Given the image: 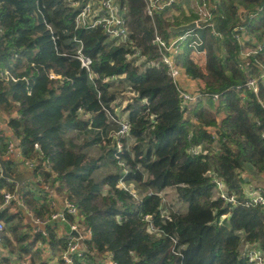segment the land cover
I'll use <instances>...</instances> for the list:
<instances>
[{"label":"trees","instance_id":"obj_1","mask_svg":"<svg viewBox=\"0 0 264 264\" xmlns=\"http://www.w3.org/2000/svg\"><path fill=\"white\" fill-rule=\"evenodd\" d=\"M122 2L128 6L131 38L146 58L138 66L126 59L124 47L113 46L100 30L74 31L72 14L58 0H40L41 10L37 0H0V66L16 79L0 80V114L24 158L34 160L31 179L36 180L20 187L26 215L14 204L0 208L4 224L0 263L10 264L11 256L18 260L30 256L31 264H47L41 261L43 253L53 262L60 258L65 238L57 233L56 222L42 227L44 235L33 223L50 218L54 195L76 207L79 223L91 233L86 244L92 263L111 255L116 264H245L243 244L258 245L264 252V207L243 206L247 167L264 176V109L254 95L247 93L241 101L233 90L259 69L251 60L248 75L240 70L231 28L239 24L236 3L253 13L264 8V0H220L219 15L195 31L204 41L205 66H198L186 47L176 59L191 80L204 84L198 89L202 96L193 103L183 101L157 61L143 1ZM173 16V23L156 17L164 39L174 36V26L196 20L190 0H179ZM44 21L53 27L55 41ZM249 29L256 37L264 34V15ZM213 33L220 37L214 40ZM73 38L83 42V52L92 61L93 82L73 57L77 49ZM255 61L264 66V53ZM50 74L56 77L51 79ZM127 88L137 107L130 110L128 105L120 112L134 139L131 148L125 145L122 151L129 170L124 190L117 186L121 176L112 150L100 154L94 147L95 153H86L85 143L95 138L90 135L81 142L77 135L88 129L98 135L106 130L103 108L109 110ZM211 94L219 95L218 107ZM260 99L264 105V87ZM14 112L18 118L12 117ZM197 147L201 151L193 153ZM4 154L0 137V161L13 176ZM104 160L114 169L98 178L95 173ZM215 179L238 204L213 200ZM131 186L141 197L138 200ZM168 188H175L187 206L164 219L160 194ZM17 190V184L0 176V207L2 193ZM146 216L156 232L149 230ZM65 217L73 221L72 215ZM40 244L46 248H37Z\"/></svg>","mask_w":264,"mask_h":264},{"label":"built area","instance_id":"obj_2","mask_svg":"<svg viewBox=\"0 0 264 264\" xmlns=\"http://www.w3.org/2000/svg\"><path fill=\"white\" fill-rule=\"evenodd\" d=\"M58 1H60L63 7L67 9L68 13L72 14V25L74 31L90 32L94 30H100L113 46H122L127 50L126 59L129 62H132L133 65L138 66L140 64L146 63V58L142 55L141 49L131 38L128 6L123 3L122 0ZM142 1L144 4L143 14L153 27L152 45L158 54L157 61L166 68L167 75L175 84L177 78L180 75V69L175 63L176 57L181 54V50L184 47L199 54L203 53L198 50L204 44L203 39L195 31L200 29L202 24L208 23L219 15L220 2L219 0H191V9L195 13L193 14L196 16V20L192 22L195 23V28L181 32L182 34L175 36L173 39L167 40L161 35V32L156 24V17L162 21H169L173 23V10L179 6V0ZM39 3L40 0H37V9L41 10L43 6L38 5ZM263 15V7H259L253 13H249L246 7L241 4H237L236 17L239 19V24H236V26L231 29V33L240 48V70L248 75L251 60H254L256 66L259 69L257 75L253 76L249 74L245 82L236 86L233 90L238 93V98L241 101L246 100L247 93L254 95L258 103L264 109V105L260 99V89L261 87H264V66L258 61H255L257 57L262 56L264 53V36L260 42H257L251 36L249 29L250 23L256 18H262ZM44 25L47 31L50 33L52 41H55L56 37H54L53 27L47 24L45 21ZM212 35L214 39L220 37L219 34L216 33H213ZM73 42H75L77 45V49L75 50L73 57L80 63V68L87 73L89 81L93 82L96 79V76L91 70V59L83 52V42L77 38H73ZM151 64L154 65L156 62L152 61ZM55 77L56 76L53 74H50L51 79ZM0 80L6 82H16V79L8 70H6L4 73L0 72ZM108 80L109 79H104L103 82H107ZM179 94L186 103H193L197 99L195 96H192L184 91H180ZM210 97L215 103L219 100L218 94H211ZM119 103L120 102L117 101L111 105L109 110L103 108L107 115L108 121L106 129H113L105 139H110V142H106V148L112 150L113 159L115 160L116 166L120 172L121 178L119 179L117 186L121 189L127 190V186L123 183V178L127 176L128 168L122 159V151L126 145L125 142L126 138L129 136L130 128L126 119L119 118V116L115 114L119 109ZM12 117L18 118L19 116L14 112L12 113ZM4 143V157L11 163V169L14 173L13 176L19 175V173L23 172L24 170L32 171L35 162L34 160H27L24 158L22 151L18 147L15 137H8ZM34 148L36 151H39V147L37 145H34ZM106 148H104V153L106 152ZM213 148L215 152H218V148L216 146ZM200 151L201 147H197L192 150L193 153H199ZM9 156H11V158H9ZM255 175L259 176L261 180H264V176H260L256 173ZM214 184V197L212 196L214 200H221L230 206L238 204L234 196H228L226 194L225 186L220 180L215 179ZM244 194L245 201L243 206L264 207V186L255 187L251 194H249L247 189H245ZM133 196L138 200V197H136L134 194ZM2 197L3 203L0 207L1 209L13 204L17 207H24V202L20 198V194L17 195L16 193L11 194L3 192ZM49 206L52 211L50 218L44 222H33L34 225L38 227V232L44 235L42 227L48 224L50 221L60 220L68 226L67 234L64 236L65 246L62 249L60 258L56 259L52 264L55 262L56 264H116L114 261H112L111 255H109L106 260L97 259L96 263H92L87 259V253L89 249L86 242L88 241L91 233L85 231V229L79 223L77 216L78 211L73 204L66 200H61L59 197L51 195ZM65 214H70L73 216V221L71 223L67 217H65ZM144 221L148 223L149 230L151 232L157 231L149 217H144ZM3 236L4 224L0 221V255L2 253ZM38 247L46 248V246L41 244L38 245ZM178 257L181 258L180 255H178ZM75 258H77V261H75ZM241 259L245 262V264H264V252L258 245L243 244L241 249ZM24 261L27 262V259ZM22 264L27 263L23 262Z\"/></svg>","mask_w":264,"mask_h":264},{"label":"rangeland","instance_id":"obj_3","mask_svg":"<svg viewBox=\"0 0 264 264\" xmlns=\"http://www.w3.org/2000/svg\"><path fill=\"white\" fill-rule=\"evenodd\" d=\"M220 1V0H219ZM236 6H237V3H236V5H235V7H234V10L236 11ZM192 10V9H191ZM193 12V11H192ZM194 13V12H193ZM195 14V13H194ZM6 68L5 67H3V66H0V72H6ZM118 101L120 102L119 104H118V107H119V109H118V111L115 113L116 115H118L119 116V118H123V117H121L120 116V112H121V110L123 111L128 105H130L131 106V109L130 110H133V109H135L134 107H137V106H135V104H136V102H135V98H134V96L130 93V90H128V88L127 89H125V91L123 92V94H121L120 95V97H119V99H118ZM129 110V111H130ZM113 129L112 128H108V129H106V130H104L102 133H100L99 135L96 133V131H94V130H92V129H88L87 131H85L84 133H80V134H78L77 135V138H78V140H80L81 142H83L84 141V138L85 137H88V136H93L94 138H95V140L93 141V139L92 140H90L89 142H87V143H85V147H84V151L86 152V153H88V152H91V154L94 152H96L95 150H94V147H97V149H98V152L100 153V154H103L104 153V148H106V142H110L109 140V138L106 140L105 138L109 135V133L112 131ZM103 138V139H102ZM101 139V140H100ZM101 141H103V144L101 143V145H99V146H95V145H97V144H99ZM133 143H134V139L132 138V137H130V136H128L127 138H126V142H125V144H126V148L127 149H130L131 148V146L133 145ZM101 148H103V149H101ZM109 148H106V150H108ZM105 150V151H106ZM98 154V153H97ZM96 157V159L98 158V156H95ZM113 166L108 162V161H106V160H104L101 164H100V168H99V170H97L96 171V173H95V175L99 178V177H103V176H105V175H107V173L108 172H110V171H113ZM124 169H125V167H124ZM247 173L249 174V176L251 175L252 177H254V179L256 178V179H258L259 178V176H257V175H255V172L253 171V169L251 168V167H247ZM128 173H129V170H128ZM128 175V174H127ZM128 188H130L131 189V194L133 195H135L136 197H139V198H141L140 196H139V194H138V192L136 191V190H134L133 188H132V186L131 187H128ZM166 190V192L167 191H169V190H167V189H165ZM129 191V190H128ZM214 197V196H213ZM164 199H165V201H166V206H167V208H172V209H174L175 211H178V213H182L181 211L182 210H180V206H179V203L182 205V207H183V210H185L186 209V204L185 203H183V202H181L178 198H176L175 197V194H174V192L173 191H171V192H167V193H165L164 194V196L162 197V201H164ZM174 199H176V200H174ZM214 200V199H213ZM67 201V200H66ZM70 203V202H69ZM72 204V203H71ZM167 214H165V212L164 213H162V216H163V218L164 219H166V218H168V216H166ZM222 222V221H221ZM11 258H12V260L13 259H15L16 261H18V264H22L23 262H25V263H27V264H31L30 263V256H28V257H26L27 258V262L26 261H24V260H18L17 258H15L14 256H11ZM41 261L42 262H44V263H47V264H52L53 263V260L50 258V256H49V254L48 253H43L42 255H41ZM55 264V263H54Z\"/></svg>","mask_w":264,"mask_h":264},{"label":"crops","instance_id":"obj_4","mask_svg":"<svg viewBox=\"0 0 264 264\" xmlns=\"http://www.w3.org/2000/svg\"><path fill=\"white\" fill-rule=\"evenodd\" d=\"M191 4H192V1L190 0V10H191ZM192 11V10H191ZM192 23V22H191ZM190 23V24H191ZM188 25V24H187ZM181 26H185V25H181ZM179 27V26H178ZM177 27H173L172 28V31L174 33V30L176 29ZM232 29V28H231ZM182 33H174V36L168 38L167 40L169 39H173L175 36L177 35H180ZM232 34V33H231ZM257 42H260L264 36V34H261L259 37H256L255 35H251ZM233 37V36H232ZM234 39V38H233ZM216 40V39H214ZM235 41V40H234ZM204 42V41H203ZM236 45L238 46L237 42L235 41ZM204 46V44H203ZM201 47L200 49H198L200 52H203V53H197V52H193L192 50L188 49L189 52H190V58L198 64V66L200 67H204L205 64H206V59H207V53H206V50L204 47ZM239 47V46H238ZM185 48V47H184ZM184 48L181 50V53L182 51L184 50ZM197 55V56H196ZM239 57H240V48H239V53H238ZM179 57V56H178ZM176 57V59L178 58ZM175 63H176V60H175ZM176 66L180 69V75L179 77L177 78L176 80V87L178 88L179 92L180 91H184V92H187L189 93L190 95L192 96H195L197 99L202 96L199 94V86L200 87H203L204 84L198 80H191L185 73L184 71L176 64ZM212 100V98H211ZM213 101V100H212ZM214 102V101H213ZM215 103V102H214ZM216 106L218 107V102L215 103ZM219 113H223L222 111H218ZM1 116V115H0ZM3 119V118H2ZM107 124H108V121H107ZM14 137V135L10 132V130L7 128V126L5 125L4 122L0 123V137H2L4 139V141L8 138V137ZM9 158H11V156H9ZM254 171V170H253ZM22 174H31V171L30 170H24L23 172H20L19 175H22ZM1 175V174H0ZM18 175V176H19ZM245 183H247L245 189H247V191L249 192V194H251L252 190H254L255 187H259V186H264V180H261L260 178L258 179H254V177H252L251 175L247 178H245ZM26 185L27 184H35L36 183V180H32L30 179L29 181H26L25 182ZM167 192H171L173 191L174 194H175V197L177 198V194H176V190L175 188H168ZM166 190H164L163 192H161L160 194V197L162 198L164 196L165 193H167ZM176 200V199H174ZM166 201L164 199L163 201V213L165 212V214H169V212L173 211V212H178V211H175L174 209L172 208H167L166 206ZM179 206H180V210H182L181 212H184L185 210H183V207L182 205L179 203ZM61 207V206H60ZM51 222H56L57 224V233L59 234L60 237H63L67 234V228L66 226L63 224V222H59V221H51ZM37 248H40L37 246ZM10 264H18L17 261L15 259L12 260V258L10 257Z\"/></svg>","mask_w":264,"mask_h":264},{"label":"water","instance_id":"obj_5","mask_svg":"<svg viewBox=\"0 0 264 264\" xmlns=\"http://www.w3.org/2000/svg\"><path fill=\"white\" fill-rule=\"evenodd\" d=\"M194 28H195V23H191V24H188V25H185V26H179V27H177L174 30V33L178 34V33H181V32L188 31V30H192ZM2 122H3V119H2V116H0V123H2ZM0 166H1V178L6 179V180H8L10 182H13V183L17 184L18 190H17L16 194L19 195L20 194V187L26 181H29L31 179L32 175L31 174H22V175H19L17 177L16 176H12V175L8 174L5 171L1 161H0ZM19 209L23 213V215H26L25 207H19ZM28 219H29V217H28ZM59 222H60V220H59ZM64 225L66 226L67 231H68V226L66 224H64ZM241 249H242V247H241Z\"/></svg>","mask_w":264,"mask_h":264}]
</instances>
